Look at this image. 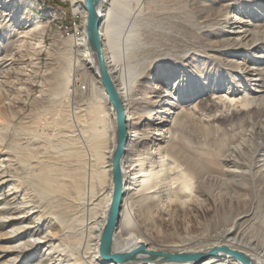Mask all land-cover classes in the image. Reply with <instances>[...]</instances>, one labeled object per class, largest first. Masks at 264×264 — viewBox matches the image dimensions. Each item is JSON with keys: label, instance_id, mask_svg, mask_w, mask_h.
Masks as SVG:
<instances>
[{"label": "bare ground", "instance_id": "1", "mask_svg": "<svg viewBox=\"0 0 264 264\" xmlns=\"http://www.w3.org/2000/svg\"><path fill=\"white\" fill-rule=\"evenodd\" d=\"M9 1L0 0V81L11 82V86L20 89L28 81L33 64L29 65L30 70L19 68L17 80L9 81L13 72L10 66L16 60L14 49L27 35H33L32 39L37 37L39 42L47 23L36 24L31 19L25 21L28 25L19 23L13 11L4 10L10 5ZM82 1L85 4V0H71L74 14L82 16L83 31L66 39L71 54L62 52L68 55L70 65L56 66L53 55L41 92L48 103L71 99L75 108L86 112V117L76 116L77 123L72 125L67 123L68 116L57 121L60 128L55 131L62 133V138L56 143L53 136L42 137L38 132L17 130L12 136L14 140L8 144V157L4 159L8 163L0 164V187L7 183L4 176L9 175L18 183L6 196L24 191L29 200L20 206L5 200L0 205V211L3 210L0 214V264H25L42 245L49 247V260L59 259L60 264H244L223 251L202 260L182 261H158L157 256L149 254L150 251L209 254L214 247L221 246L248 255L255 264H264V200L262 206H252L233 218H230L231 212L225 214L215 224L217 237L205 243L188 244L172 231L163 236L158 230V222L172 225L185 219L186 212L200 211L203 201L214 196V192L227 195L230 207L245 200L247 188L264 196V124L258 130L252 124L255 118H264V64H261L264 63V22H255L264 14L256 13L254 19L231 17L228 10L235 2L185 0L193 14L202 12L204 15L194 26L205 43L201 45L203 49L195 46L181 51L167 50L174 51L173 55L179 54L174 64L187 75L184 87L176 80L168 89L163 83L166 79L170 81L177 69L172 71L169 63L162 66L166 57L160 53L150 56V48L140 49L138 35L148 29V22L161 28V32L185 30L186 17L181 7L184 0H102L99 3L105 59L122 99L127 126V141L120 157L124 195L113 251L142 246L149 251L137 261L116 263L106 262L100 255L101 236L114 191L116 113L99 75L95 48L88 39V10ZM221 10L226 11L225 15L221 16ZM209 12L215 13V17L209 18ZM213 36L214 39L210 38ZM3 38L12 40L8 48L1 46ZM155 48L160 50L162 45L156 44ZM244 51L248 56L259 53L243 60L218 55ZM180 56L183 61L179 60ZM199 57L212 64L217 62L229 73L231 90H225L227 94H208L189 103L192 97L200 95L199 89L208 79L202 67L196 64ZM80 71L88 83L89 71L96 77L93 80L98 83L100 98L94 97L93 102L79 97L76 92L81 89L77 86L70 91L73 77ZM93 84H90L91 90ZM2 99L7 103L10 100ZM34 115L35 120L46 114ZM192 119L204 123L211 132L205 133L204 138L194 131L189 133L191 138L186 136L185 130L192 126ZM7 125L3 126L5 135H0V147L8 137ZM213 127L216 130L212 131ZM16 137L24 138L25 146L19 140L16 142ZM247 142L251 146L245 148ZM7 171L10 173L6 174ZM192 185L193 192L187 193ZM35 213L40 214L38 218L33 216ZM43 219H49L53 231L36 240L25 238L30 231L39 230ZM9 223L13 225L1 231ZM256 224L260 231L263 229L261 235L253 233ZM248 229H252L251 233H247ZM74 233L81 235L78 256L73 255L75 248L64 242L76 237Z\"/></svg>", "mask_w": 264, "mask_h": 264}, {"label": "rangeland", "instance_id": "2", "mask_svg": "<svg viewBox=\"0 0 264 264\" xmlns=\"http://www.w3.org/2000/svg\"><path fill=\"white\" fill-rule=\"evenodd\" d=\"M229 1L235 2V4L231 6V8H229L228 10L229 11L228 15L231 17L239 16V17H244V19L247 18L254 19V16L255 18H257L256 13L260 12L262 15L264 14V0H259V2L256 3L252 0H249V2L247 0H222V2L225 3H228ZM9 2H11L9 3L10 5L8 6V8H4V10L7 11V9H9L8 12L13 11L14 14H16L15 20L18 21L19 23H23L31 19L34 23L37 22L39 24L42 22H46L47 25L43 30L42 33L43 37L42 38L40 37L41 40L39 42L37 37L36 39H32L33 35H27L26 37H24L25 39L23 38V42L19 43L20 47L18 46L14 49L16 60L12 63L13 65L11 64L10 66L11 72L12 71L13 72L11 73L12 76L9 81L11 80L16 81L17 80L16 78L18 76L17 72H19L20 70L19 68L22 69L28 68L30 70V66H32L31 64H33L31 70L34 71L35 69L34 71L35 73L33 71H30L31 74L30 77L28 78V81H26L20 89L15 88L16 86H11L10 85L11 82L7 83L6 81L5 82L0 81V135L2 136L5 135L4 132L5 128H3V126L10 123L7 122V120L9 119L12 120L11 123L7 125L9 127L8 128L9 132L8 133L6 132V135L8 136L7 140L5 144L0 147V164L3 165H7L8 163L6 160H4L5 158L8 157L6 155L7 146L10 142L14 140L12 138L14 137L15 132L17 130L21 132H33V133L38 132L37 134H40L42 137L53 136L52 137L54 139L53 142L56 143L58 142L57 139L62 138V133L60 134L61 136L56 133V131L60 128L57 124L58 122H60L61 119H63L65 116H68L67 118L69 120L67 123H71L72 125V123H77V120L75 118L77 117L79 118L80 116L81 119H84L86 117V115L84 116L86 112L81 111V109L79 108H75L71 103V99L70 101H66V102H60L58 100L60 102L59 103L56 100V102L48 103L49 101L47 100L48 101L47 102L44 99L43 94L41 92V87L44 83L43 81H45V76L48 71L47 67L49 65V62H51V58H54L53 55L56 56V58H54L55 60L54 62L56 66L60 65V63L61 65L68 66L69 64L68 55L71 54V52L68 50V44L66 39H69L71 36H73L76 33L80 35L82 34L83 31V28H81L82 16L74 14L71 0H10ZM81 3L85 5L84 1H82ZM182 3L183 4L181 5V7L183 8L186 17V24L184 26L186 28L185 30L182 31L178 29L170 32L169 31L161 32V28H155V26H153L150 22L146 24V21H144V24H146V27H148V29L142 31L143 33L140 36L138 35V40L140 41V44L138 45V41L136 42V44L140 46V49L142 50H147L148 48H150L151 52L148 54L150 56L151 55L154 56L157 53H160L159 54L160 56H165L166 59L162 63V66H165L166 64L169 63L170 66H172L169 67L172 69V71L175 72V69H177L176 70L177 73L172 74L173 76L171 80L169 81L166 79L165 83H163V85L165 84L167 85V87L169 86L168 89L172 86V84L173 85L175 84L176 80L177 81L180 80L181 81L180 84L183 85V86L180 85V87L181 86L184 87L187 81L185 80L187 75L186 73L183 72L182 69L180 70L179 67L176 68L178 65L174 64L176 61L175 58H178L177 56L179 54L177 53L176 55L175 54L173 55L174 51L167 52V50L174 48V49H179V51H181L186 48H191L195 46H197L200 49H203L201 45L205 43L204 39H202L201 36H199V34L197 33L198 28L194 26V24L197 21H202L204 19V15L202 14V12L193 14L191 11V7L186 4V1L184 0ZM221 11H220L221 16L225 15L224 13L226 11L225 10H221ZM208 16L209 18H214L215 13L209 12ZM255 22L263 23L264 16H262V18L256 20ZM25 24L28 25L29 22L28 23L25 22ZM210 38L214 39V36ZM7 41L8 40L4 41L3 38V40H1V46L6 45V48H8L9 45L12 44L11 42L12 40L9 39V41L8 42ZM156 44H161L162 49L157 50L155 48ZM62 51L67 53L68 55H66L65 53L63 55ZM55 52L59 54L57 55ZM73 53L74 52L72 51V54ZM258 53L259 52H253L252 54H258ZM246 54L248 53L244 51L243 53H219L218 55L221 57L223 56V58H227L229 60L232 59L243 60V59H249L253 56L252 54H249V56ZM183 59H184L183 56L179 57V60L183 61ZM198 59L199 60L197 61L196 64L199 65V67H202L200 69L203 71L204 74H207L208 79H205L203 82L204 89L200 87L199 89L201 90L200 95H197L194 98L192 97L190 101H187L189 103L190 102L193 103L194 100L198 101L201 97L203 96L206 97V95L208 94L209 95L213 93L218 94L219 92L225 94L226 93L225 90L228 91V89L231 87L232 84V78L229 75V73L224 71L220 65H217V62L212 64L211 62H206L204 60H201L202 58L200 59V57ZM36 64L37 66L35 67L34 65ZM261 64L263 65L264 63ZM90 72L91 71L87 73V78L89 80V83L87 82V80L84 79V74L81 73V71L76 72V74L78 75L75 74V76L73 77L74 84L70 85V91H73L74 88L77 86L79 89H81L80 90L81 92L77 91L76 94H78L79 97L89 98L93 102L94 97L100 98L99 96L100 90L98 83L93 80L96 79V77L92 72L91 73ZM9 76L10 74H8V78H6V80L9 79ZM237 79L243 82L242 79H240V77L238 76ZM91 83H94L92 85L94 86L92 90L90 89ZM246 90L247 92H250L249 89ZM2 98H10V100L7 103L4 102ZM35 113H44L46 115H43L42 117H39L38 119L34 120L35 117L33 116H35L34 115ZM89 116L91 115L89 114ZM192 120H193L192 126L188 130H185L186 136H190L191 138V135H189V133L190 131H194L195 133L199 134L204 138L203 135H205V133L208 134L211 132L209 127L205 126L204 123L200 121H195L194 119ZM81 123L82 125H84L83 121H81ZM252 124L254 125L255 130H258L260 125L264 124V118L261 119L255 118ZM211 130L214 131L216 129L215 127H213L211 128ZM56 134L58 135L57 137L55 136ZM0 139H2L1 136ZM15 140L16 142H18V140L21 141V144H23L22 146H25L24 144H26L24 138L21 139L17 138ZM249 146H251V143L249 144L247 142L245 148H248ZM9 173L10 172L8 171L6 172V174ZM14 176H18V175H14ZM4 177L7 179V183H5L2 187H0V194H1L0 205H3V203L6 201L7 202L14 201L19 206L25 204L29 200V198L28 195H24L25 193L24 191L16 192L15 194L17 195L6 196L9 189L15 188L17 186L18 181L11 179L13 177L9 175ZM193 189L194 187L192 185L190 189L186 190V192L188 193L190 192V190L191 192H193ZM213 194L214 196L206 199L207 201L206 200L203 201L202 209L197 213L188 211L186 212L185 217H183L185 219L177 220L172 225L171 224L167 225L166 223L158 222L159 232L161 234L163 233L162 235L165 236L167 232L172 231L175 234V236L182 238L185 243L188 242L205 243L206 241L215 239L217 237V232H216L217 229H215L216 227L215 224L218 223L219 219H223V217H225V214L231 212L230 218H233L237 213L247 210L252 206L255 208L262 206L261 203L264 200V196L262 192L256 194L254 193V190L252 188H247L245 190V195H244L245 200L240 202V204H237L235 202L232 205L233 207H230L228 204L229 198L227 197V195L223 193L220 194L217 192H214ZM1 211L0 214L1 213L3 214V210ZM42 213L43 212H40L41 215ZM40 214L37 215L35 213L33 216L35 218L36 217L38 218ZM12 225L13 223L7 224L5 227L2 228L1 231H5L9 229ZM40 225L41 226L38 231H30L25 235V238L27 239L31 238L33 240L34 239L36 240L39 239L41 236H44L46 233L49 232L51 233L53 231V229H51V224L49 222V219L47 220L43 219ZM255 226L256 227L253 229V233L255 235L259 233L261 235L263 229L260 231L258 229L259 226L257 224ZM39 231L40 233H38ZM251 231L252 229L251 230L248 229L247 233H251ZM73 236L76 237H71L70 239H68V241L70 240L69 242L67 241V239H65L64 242L65 243L67 242L70 248H75L73 250V255L78 256L77 247L78 245L80 246L81 235L74 233ZM47 248H49L48 245L40 246L37 250L34 251L35 253L33 252L32 256L30 257V261L29 260L26 261L27 263L25 264H33L38 262L47 264L46 262L49 260L50 257L48 255L49 250ZM1 261L2 260H0V262ZM60 262L61 261L59 259H51L48 261L49 264H60Z\"/></svg>", "mask_w": 264, "mask_h": 264}, {"label": "water", "instance_id": "3", "mask_svg": "<svg viewBox=\"0 0 264 264\" xmlns=\"http://www.w3.org/2000/svg\"><path fill=\"white\" fill-rule=\"evenodd\" d=\"M102 0H85V6L88 10V24H87V34L89 42L95 48L97 64L99 67V75L106 91L109 95V99L113 105L116 113V123H117V146L114 154V191L111 203V209L109 213L108 220L104 226L101 244H100V255L102 259L106 262L114 261L118 262H130L137 261L143 258V255L149 251L146 247L142 246L135 250H128L123 252L113 251V239L114 233L117 228L121 206L123 202V180L120 168V157L123 154L124 146L127 141V126H126V116L123 108L122 99L114 85L113 79L111 77L107 61L105 59L104 43L101 36L100 26L101 18L98 14V5ZM219 251L226 252L230 255L235 256L244 264H255L252 259L237 250H232L227 246L214 247L209 254H171L150 251L149 254L157 256V260H175L182 261L187 259H204L208 255L216 254Z\"/></svg>", "mask_w": 264, "mask_h": 264}]
</instances>
